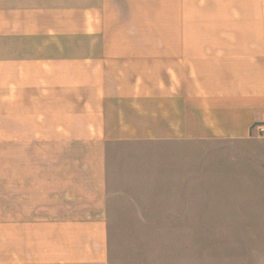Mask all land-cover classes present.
I'll list each match as a JSON object with an SVG mask.
<instances>
[{
  "label": "crops",
  "instance_id": "crops-1",
  "mask_svg": "<svg viewBox=\"0 0 264 264\" xmlns=\"http://www.w3.org/2000/svg\"><path fill=\"white\" fill-rule=\"evenodd\" d=\"M264 0H0V264H264Z\"/></svg>",
  "mask_w": 264,
  "mask_h": 264
},
{
  "label": "built area",
  "instance_id": "built-area-1",
  "mask_svg": "<svg viewBox=\"0 0 264 264\" xmlns=\"http://www.w3.org/2000/svg\"><path fill=\"white\" fill-rule=\"evenodd\" d=\"M254 129L259 133L261 136H264V125H259L254 127Z\"/></svg>",
  "mask_w": 264,
  "mask_h": 264
},
{
  "label": "rangeland",
  "instance_id": "rangeland-1",
  "mask_svg": "<svg viewBox=\"0 0 264 264\" xmlns=\"http://www.w3.org/2000/svg\"><path fill=\"white\" fill-rule=\"evenodd\" d=\"M0 149H2V148H0Z\"/></svg>",
  "mask_w": 264,
  "mask_h": 264
}]
</instances>
